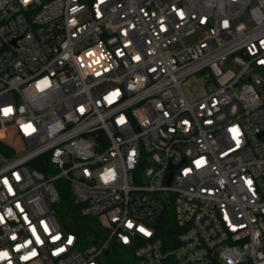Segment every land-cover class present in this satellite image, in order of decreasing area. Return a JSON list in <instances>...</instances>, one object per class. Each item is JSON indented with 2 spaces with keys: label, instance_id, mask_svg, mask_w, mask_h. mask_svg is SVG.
I'll list each match as a JSON object with an SVG mask.
<instances>
[{
  "label": "built area",
  "instance_id": "1",
  "mask_svg": "<svg viewBox=\"0 0 264 264\" xmlns=\"http://www.w3.org/2000/svg\"><path fill=\"white\" fill-rule=\"evenodd\" d=\"M0 132V264H264V0H0Z\"/></svg>",
  "mask_w": 264,
  "mask_h": 264
},
{
  "label": "trees",
  "instance_id": "2",
  "mask_svg": "<svg viewBox=\"0 0 264 264\" xmlns=\"http://www.w3.org/2000/svg\"><path fill=\"white\" fill-rule=\"evenodd\" d=\"M0 150L3 151L6 154H9L11 151H13L12 148H10L6 143L0 140ZM36 164V163H34ZM45 164V163H44ZM42 168V167H40ZM59 192L61 196V201L56 205L57 213L60 217V219L67 225L70 226L68 222H74L75 224L79 223L84 228L79 231L84 237H87V233L91 229V223L92 219L85 218L79 213V205L74 203V197L71 187L67 181L60 180L57 183ZM169 209L165 213V217L161 219L160 225H159V235L163 239L165 247L167 249H171L177 245V242L175 241V232H178L179 229L175 225V219H174V212L173 208L168 207ZM88 243H91L89 241ZM119 264H133V261L129 256L121 258Z\"/></svg>",
  "mask_w": 264,
  "mask_h": 264
},
{
  "label": "rangeland",
  "instance_id": "3",
  "mask_svg": "<svg viewBox=\"0 0 264 264\" xmlns=\"http://www.w3.org/2000/svg\"><path fill=\"white\" fill-rule=\"evenodd\" d=\"M207 74H195L187 79L185 91L190 96L193 92L201 93L202 85L205 82ZM127 257L122 248L116 247L112 250L111 254L104 257L105 264H119L120 259Z\"/></svg>",
  "mask_w": 264,
  "mask_h": 264
},
{
  "label": "water",
  "instance_id": "4",
  "mask_svg": "<svg viewBox=\"0 0 264 264\" xmlns=\"http://www.w3.org/2000/svg\"><path fill=\"white\" fill-rule=\"evenodd\" d=\"M109 252H110V251H109V250H107V251L105 252V254H106V255H108V254H109Z\"/></svg>",
  "mask_w": 264,
  "mask_h": 264
},
{
  "label": "bare ground",
  "instance_id": "5",
  "mask_svg": "<svg viewBox=\"0 0 264 264\" xmlns=\"http://www.w3.org/2000/svg\"><path fill=\"white\" fill-rule=\"evenodd\" d=\"M0 133H3V132H0Z\"/></svg>",
  "mask_w": 264,
  "mask_h": 264
}]
</instances>
